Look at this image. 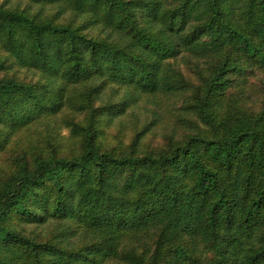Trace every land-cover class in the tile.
Listing matches in <instances>:
<instances>
[{"label":"trees","instance_id":"16d2710c","mask_svg":"<svg viewBox=\"0 0 264 264\" xmlns=\"http://www.w3.org/2000/svg\"><path fill=\"white\" fill-rule=\"evenodd\" d=\"M251 76L264 80V0L1 2L0 264H264ZM183 93L171 122L154 110L109 142L139 101Z\"/></svg>","mask_w":264,"mask_h":264},{"label":"rangeland","instance_id":"374dc122","mask_svg":"<svg viewBox=\"0 0 264 264\" xmlns=\"http://www.w3.org/2000/svg\"><path fill=\"white\" fill-rule=\"evenodd\" d=\"M1 2H5L7 6H9L12 4L15 5V3L18 2V0H0V3ZM19 4L23 7L27 4V2L20 1ZM199 64L201 66H207V63L204 60H199ZM175 65L177 67L182 68L187 75L191 76V74H189L191 73L190 65L182 61H176ZM18 74L23 77L33 78L34 80H36L39 76L37 72L33 73V71H29L27 69H19ZM257 78L259 77L258 76L250 77L251 83L254 82L255 86L258 85L260 87L258 88V93H256V95L248 98L249 103L247 104L249 107L252 105L253 108H255L256 110L264 106V80L262 82L255 81ZM247 86L249 85L247 84ZM112 91L113 90L111 88L105 90L104 93L102 94V98H100L97 101V105H100L103 101H105L107 99V96L111 94ZM122 92L123 90H120V93ZM187 95L188 93H183V94H179L176 96H170L168 97V99H163L162 100L163 102H159V105L152 104L150 101H148V99L139 101V103L133 106V108L130 109L128 113H126L122 117V119H117L113 123V125L109 127V129H107L109 131V136H108L109 142L115 141L114 140L115 135L119 132V129L122 128V130L125 132L124 140L126 143H128L134 131V126H141L144 121L151 120L152 118H154L155 117V113L153 112L154 110H157L158 116H160V118L162 117L164 121L171 122L173 115L177 113L176 109L181 106L184 100H186ZM84 116L85 114H80L78 116V120H82ZM62 117L63 116L61 114H58L57 116L53 117V121L62 122L61 120ZM40 126L41 125H39V127ZM40 128H42V126ZM58 129L60 130L59 132L60 135H63L65 137L69 135V129L63 124H61V127H59ZM161 133H162L161 129H159L156 132L155 136L149 133L147 134L145 141L147 142L152 139V143H155V144L160 143L162 141ZM29 135H30V131H21L17 136H19L25 144L29 140V137H28ZM44 225L45 224H39V225H28L27 224L25 225V227L28 231H31V230L41 231L42 229H44V232H45L47 230L46 229L47 227H45Z\"/></svg>","mask_w":264,"mask_h":264}]
</instances>
